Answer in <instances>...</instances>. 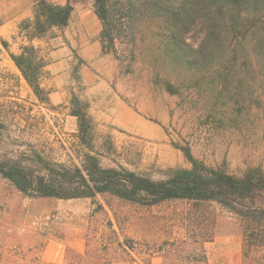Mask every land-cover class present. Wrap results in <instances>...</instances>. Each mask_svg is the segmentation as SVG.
Wrapping results in <instances>:
<instances>
[{"label":"rangeland","instance_id":"374dc122","mask_svg":"<svg viewBox=\"0 0 264 264\" xmlns=\"http://www.w3.org/2000/svg\"><path fill=\"white\" fill-rule=\"evenodd\" d=\"M69 2L95 10L94 0ZM181 3L107 0L100 37L103 31L105 42L113 37L108 51L118 70L96 100L81 95L76 69L69 98L51 102L45 72L46 94H34L8 47L27 43L19 24L33 18L21 20L11 40L0 36V160L32 162L40 155L73 166L89 153L103 167L153 180L191 168L187 153L234 176L264 170V45L252 34L236 39L227 27L220 42L205 41L198 24L186 29L169 19ZM73 98L92 119L84 144L70 113ZM263 244L215 202L141 205L109 193L31 198L0 176V252H24L15 264H85L87 256L110 264H264Z\"/></svg>","mask_w":264,"mask_h":264},{"label":"trees","instance_id":"16d2710c","mask_svg":"<svg viewBox=\"0 0 264 264\" xmlns=\"http://www.w3.org/2000/svg\"><path fill=\"white\" fill-rule=\"evenodd\" d=\"M34 6L33 19L19 24V32L27 43L21 44L20 53L10 56L34 94L42 99L46 91L41 87L40 79L45 62L32 41L43 37L53 26L66 25L73 6L69 0L63 5L34 0ZM94 7L97 16L106 23L107 0H94ZM171 11L169 19L172 23L186 29L189 25L198 24L203 38L207 39H203L205 41L220 42L225 37L223 28L227 27L236 39L252 34L264 45V0H182L178 10ZM173 35L175 38L176 34ZM104 36L103 31L101 41L103 49L108 51L114 44L113 37L105 42ZM2 43L7 44L4 40ZM71 103L70 113L77 117V136L84 144L89 141L92 119L86 104L77 98H73ZM187 156L192 163L191 168L174 169L167 177L158 180L125 169L103 167L98 158L89 153H82L80 164L73 166L57 164L40 155L35 156L32 162L3 158L0 160V176L31 198H92L98 193H109L141 205L172 199L197 204L215 202L237 215L245 232L264 238V170L249 168L243 175L234 176L220 169L205 167L188 153ZM15 251L11 248L0 252L1 264H15L13 258L17 256L25 259L24 252ZM86 258L85 264H110L106 258Z\"/></svg>","mask_w":264,"mask_h":264},{"label":"crops","instance_id":"0c3cea01","mask_svg":"<svg viewBox=\"0 0 264 264\" xmlns=\"http://www.w3.org/2000/svg\"><path fill=\"white\" fill-rule=\"evenodd\" d=\"M55 4H65V0H47ZM0 6L5 13L0 24V36L11 40L18 24L23 19H32L34 15L33 0H0ZM101 22L95 10L88 5H75L64 26H53L47 33L32 43L39 48L45 65L42 75L49 74V98L53 103H59L70 95V84L73 69L77 70L79 83L85 85L82 96L96 100L103 95V90L112 82V74L118 70V62L111 52L103 49L100 37ZM21 44L9 45V53H20ZM110 73V75H109ZM112 93L111 90L108 91ZM107 93V91L105 92ZM92 102V101H91ZM97 103L91 104L93 113H97ZM129 114L131 109L126 107ZM72 117V116H71Z\"/></svg>","mask_w":264,"mask_h":264}]
</instances>
